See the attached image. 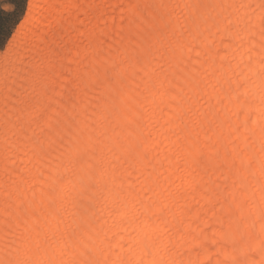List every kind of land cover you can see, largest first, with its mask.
Segmentation results:
<instances>
[{
	"label": "bare ground",
	"instance_id": "6f19581e",
	"mask_svg": "<svg viewBox=\"0 0 264 264\" xmlns=\"http://www.w3.org/2000/svg\"><path fill=\"white\" fill-rule=\"evenodd\" d=\"M0 264H264V0H32Z\"/></svg>",
	"mask_w": 264,
	"mask_h": 264
},
{
	"label": "rangeland",
	"instance_id": "374dc122",
	"mask_svg": "<svg viewBox=\"0 0 264 264\" xmlns=\"http://www.w3.org/2000/svg\"><path fill=\"white\" fill-rule=\"evenodd\" d=\"M32 0H0V67L10 42L27 20Z\"/></svg>",
	"mask_w": 264,
	"mask_h": 264
}]
</instances>
